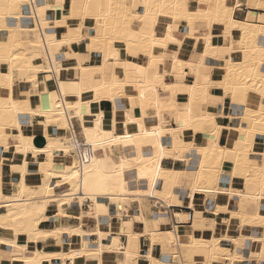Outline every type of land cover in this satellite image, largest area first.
I'll use <instances>...</instances> for the list:
<instances>
[{"label":"bare ground","instance_id":"bare-ground-1","mask_svg":"<svg viewBox=\"0 0 264 264\" xmlns=\"http://www.w3.org/2000/svg\"><path fill=\"white\" fill-rule=\"evenodd\" d=\"M98 2L29 0L11 18L14 23H0V264H165L167 258L184 264V255L193 263L202 255L207 264H223L225 258L235 264L245 241L256 248H245L244 259L260 261L264 232L258 227L248 233L245 227L264 226V142L255 151L257 135L264 136V74L258 70L264 15L251 10L246 19L235 18L241 0H200L202 8L190 0H151L168 7L149 9L143 30L133 29L139 34L110 48L103 27L96 34ZM111 2L109 33L116 23L123 33L125 12L116 5L125 0ZM246 4L264 9V0ZM177 22L184 26L183 38L173 33ZM198 22L205 25L203 33L196 32ZM187 37L194 47L185 56ZM172 45L177 49L168 52ZM209 63L205 81L201 68ZM215 66L221 70L216 80ZM166 75L176 81L166 82ZM219 84L224 87L210 86ZM178 88L186 90L184 106ZM250 97L256 105L248 104ZM227 98L244 108L238 135L222 144L221 131L230 127L217 119L232 115L206 107L217 100L225 105ZM103 100L112 102L110 111L100 108ZM197 134L204 140L200 145ZM168 157L195 170L167 168ZM224 168L244 181V189L221 185ZM176 192L182 200L175 202ZM220 195L240 196L237 206H226L241 221L243 236L219 235L218 224L207 225L198 211L190 227L170 226L171 206L194 209L197 200ZM176 216L187 221L191 215ZM204 230L212 234H196ZM173 247L181 252L173 253Z\"/></svg>","mask_w":264,"mask_h":264},{"label":"crops","instance_id":"crops-1","mask_svg":"<svg viewBox=\"0 0 264 264\" xmlns=\"http://www.w3.org/2000/svg\"><path fill=\"white\" fill-rule=\"evenodd\" d=\"M192 5L197 4L198 6L201 7V4L203 2H200V0H190ZM230 3H235L236 0H229ZM242 4L241 6H237L235 11H234V17L239 19V20H244L247 18V14L252 10L254 11L257 16L260 15H264V9H252L250 7L247 6V2L248 0H241ZM201 3V4H200ZM258 11V12H257ZM163 26L160 25L159 28H162ZM205 31V25L203 23H197L196 24V32L197 33H203ZM219 31V28H215V33H217ZM173 33L178 37V38H183L184 37V26L182 23L177 22L175 24V29L173 31ZM199 44V43H198ZM197 44V48H199ZM183 45L185 46V48H182V52L184 53V55L186 56L189 53V49H192L194 47V39L193 38H189L187 37L184 42ZM187 46V47H186ZM172 49H177L176 46L172 45L171 47L168 48V52H171ZM186 52V53H185ZM234 59H241V55L240 54H235L234 55ZM208 61L211 63H217V60H215L214 58H208ZM211 67L210 63L203 66L201 68V72L205 75L207 74V72L209 71V68ZM213 73L215 75H213L214 79H218L219 74H221V70L219 66H215L214 67V71ZM216 77V78H215ZM176 81L175 77H171L169 75H166V82H173ZM183 93V94H182ZM177 96L179 99V104L180 106H184L186 103V90L183 88H178L177 89ZM252 100V101H251ZM256 101V102H254ZM248 104L251 106L256 105L257 103V99L250 97L248 98ZM100 108L106 110V111H110L112 109V102L108 101V100H103L100 103ZM207 110L210 111H214L216 113H220V112H225L226 114H231L232 115V119H228L226 117H219L217 119V122L221 125H223L225 128L226 127H230L229 130L227 129H223L221 131V135H220V141L222 144H226L228 143V140L231 138H234L238 135V132L235 130L237 125H239L240 120H239V116L243 113V108L244 106L238 102L232 101L230 98H227V100L225 101V105H223L222 103H217L215 101H210L209 105L206 107ZM201 110L200 107L195 108V112H199ZM222 119V120H221ZM236 131V132H235ZM198 135V134H197ZM196 135V145H200V143L202 144L204 142V140H202L201 136H197ZM223 138V139H222ZM41 139V140H40ZM40 140V141H38ZM37 141L40 143L42 142V138H39ZM264 142V136L263 135H257V145L255 146V151H258L261 148V144ZM260 144V145H259ZM256 161V162H255ZM252 162L253 163H259L258 160H256L255 158H252ZM163 165L167 168H174L176 170H186L188 172L194 171L195 168L192 167L190 164H188L187 162L183 161V160H174L172 157H168L163 161ZM225 175V176H224ZM231 172L229 168H224V170H222L221 173V185L225 188H235V189H244V181L240 178H231ZM188 177L184 178V181L182 182V186L183 187H188ZM243 181V182H242ZM242 184V185H241ZM242 186V187H241ZM249 190L250 191H255L256 187L252 184L251 186H249ZM179 192H176L174 194V201H179V199L182 198L181 194L178 195ZM181 197V198H180ZM240 196H236V195H220L217 197V199H213L211 197L207 198L204 202L201 200H197L196 204H195V208L192 209L189 206H171L168 209V216L170 217V226L177 225L180 227H190L192 225V223L194 222L195 219V214L197 211L202 213V217L205 218L207 220V225H212L215 222L218 224V227L216 229V233H218L219 235H227L233 238H238L240 236H243L245 233L242 232V228H241V221L234 219L232 217V211L229 210V208H227L226 204L228 205V207H230V204H233L235 206L238 205V200H240L239 198ZM182 200V199H181ZM178 205V204H176ZM219 205L221 207L224 208H219ZM163 207L161 206H157V205H153L152 209L154 210H161ZM219 208V209H218ZM220 211V212H219ZM176 212H183V213H189L191 215V218L187 221L184 220H179L176 216ZM201 219V218H200ZM263 225H254V226H246L245 227V231L246 232H252V231H257L258 227H261L260 231L263 233L264 232V226ZM187 229V228H185ZM196 234L198 236H203V237H209L212 234L211 230H204L203 231H197ZM240 235V236H239ZM148 238L146 237L144 239V243L148 244L149 240H147ZM181 240H185L186 237L182 236L180 237ZM148 241V242H147ZM244 247H251L252 250H254L255 244L254 243H249V241H245ZM231 250L232 251H236L235 248L236 244L232 243L231 244ZM242 249L241 251H237V254H242L243 258H239L235 264H261V260L260 261H247L244 259V257L246 256V249ZM174 249V250H173ZM172 252L175 254H179L181 251L176 247H173ZM161 252H167V250L165 248H162ZM160 252V253H161ZM169 252V251H168ZM162 255V254H161ZM167 256V255H164ZM188 256L184 255L182 258V261L184 262V264H207V260L205 259L204 256L202 255H196L195 259L196 263L188 262ZM184 259V260H183ZM188 263H187V262ZM221 264V262H217L215 264ZM223 264H230L229 260L227 258H225L222 261ZM165 264H176L175 262H173L172 260H169V258H167Z\"/></svg>","mask_w":264,"mask_h":264},{"label":"snow or ice","instance_id":"snow-or-ice-1","mask_svg":"<svg viewBox=\"0 0 264 264\" xmlns=\"http://www.w3.org/2000/svg\"><path fill=\"white\" fill-rule=\"evenodd\" d=\"M29 0H0V23H6V22H13L14 21L11 19L13 17L16 16V13L19 9L27 8ZM206 4L202 3L201 4V8L205 7ZM238 6V5H237ZM95 7L97 9H99V12L95 15V20H96V24H97V36L100 35L99 33V28L103 27L104 29V40L105 42L108 44V46L111 48L112 45L115 43L116 40H122V41H127L128 39L131 38V36H135L138 35V32H133V29H139L140 31L143 30V26L146 22H148V20L150 19V15H149V9L152 8H156V9H162L164 7H168V5L166 4H153L151 2V0H131V2H128V0H125V2L123 4H119L116 5L117 8L123 9L125 14L123 17L124 23L126 25V31H124L123 33H119V23L113 24L111 25V33H109V28L110 25L108 24V18L111 15V9L113 8V4L111 2V0H107V3L105 4L104 2H102V0H99L98 3L95 4ZM188 5L187 3L184 4V8L187 9ZM105 8L108 9V11H105ZM133 13H135V15H133ZM198 15H206V13L201 12L199 9L197 11ZM165 15H167V13H165ZM152 22L155 23V14L152 15L151 17ZM264 19V18H262ZM103 20V24H101V21ZM83 25L81 24V27ZM80 29H77V31H79ZM169 33H171L172 28L171 25H169L168 28ZM168 39H171V36L168 37ZM259 45L261 48H264V36H261L259 41H258ZM91 47V46H90ZM113 55H115V53H113ZM107 59V57H106ZM149 67H152V65H149ZM255 67V65H254ZM259 72L261 74H264V61H261L260 65H259ZM140 71H143V69H140ZM157 79H161L159 76H157ZM204 80L207 81L208 77L207 75H205ZM249 82L252 81V77L249 76L248 77ZM212 87H224L223 84H219V85H210ZM63 87V86H61ZM197 87V85H192V88L195 89ZM164 91L165 92H169L172 91V88H170L168 85H164ZM141 98L143 99L144 97V93L141 92L140 93ZM171 103V102H169ZM217 103L219 104L220 101L217 100ZM193 104V100L190 97L188 100V105L187 107V111L190 113L191 112V106ZM201 106H203V102L201 104ZM159 98H157V104H156V108H157V112L156 115L159 116L160 112H159ZM14 126V125H13ZM143 130V129H142ZM128 140H131L132 137H127ZM17 151H20L19 148H17ZM85 158H87L88 153H84ZM95 163V161H94ZM121 167H123V165H121ZM89 169L87 166H85L84 168V173H85V178H84V183H85V187L87 188V184H88V179H87V175H88ZM77 175H79V173H77ZM261 264H264V254H262L261 256Z\"/></svg>","mask_w":264,"mask_h":264},{"label":"built area","instance_id":"built-area-1","mask_svg":"<svg viewBox=\"0 0 264 264\" xmlns=\"http://www.w3.org/2000/svg\"><path fill=\"white\" fill-rule=\"evenodd\" d=\"M190 218H191V216H190Z\"/></svg>","mask_w":264,"mask_h":264}]
</instances>
